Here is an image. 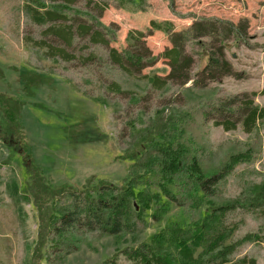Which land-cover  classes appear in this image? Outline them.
Listing matches in <instances>:
<instances>
[{
  "label": "rangeland",
  "instance_id": "rangeland-1",
  "mask_svg": "<svg viewBox=\"0 0 264 264\" xmlns=\"http://www.w3.org/2000/svg\"><path fill=\"white\" fill-rule=\"evenodd\" d=\"M40 1L48 9L64 2ZM136 2L121 7L110 0L101 13L87 8L84 0L69 3L68 9L97 17L107 29L109 43L96 45L75 35L67 47L49 31L61 24L44 23L37 18L30 0H0V264L33 262L39 217L29 189L32 166L48 182L65 189H83L88 180L90 186L104 181L121 188L131 177L132 162L122 157L129 148L130 133L133 128L150 126L157 110L165 108L161 110L165 116L172 110L176 114L191 113L200 107L208 110L241 93H255V104L264 107V0ZM65 15L72 14L66 11ZM198 19H219L236 26H243L247 20V45L235 46L233 39H229L225 53L238 78L224 77L206 87H192L189 82L181 87L169 83L161 90L151 88L150 80L144 76L165 78L170 72L168 61L160 56L171 44L161 31L143 38L145 58H158L138 75H128L109 61L110 49L129 50L132 43L128 33H145L152 21L170 22L178 32ZM73 23L76 27L83 22L74 20L68 24ZM205 42L207 46L210 41ZM60 50L68 59L58 55ZM185 51L194 59V78L205 58L199 59L201 50L197 44H188ZM19 70L45 77L46 84L27 89L20 81ZM112 85L120 92L114 91ZM8 110L14 112L20 132L10 124ZM83 117L89 119L88 126L99 132L100 140L70 144L63 127ZM258 135L262 139L260 153L252 161L235 166L225 177L218 185L216 202L235 201L249 186L264 183V121L258 125ZM253 138V133L247 135L240 127L225 132L207 120L200 144L212 152L217 167L227 147H243ZM195 139L199 142L196 136ZM13 184L17 186L16 192ZM176 212L173 209L159 223L149 220L151 224L135 236H79L74 240L76 251L66 257L64 264H131L123 250L149 243L151 236L164 228L167 218L174 217ZM225 223L236 227L230 240L235 246L232 260L247 257L256 264H264V217L260 210H231L225 215ZM254 233L259 234V240L243 241ZM48 245L51 243L38 250L42 257L36 264H48L47 257L52 260L50 264L55 263L58 254H44Z\"/></svg>",
  "mask_w": 264,
  "mask_h": 264
},
{
  "label": "trees",
  "instance_id": "trees-1",
  "mask_svg": "<svg viewBox=\"0 0 264 264\" xmlns=\"http://www.w3.org/2000/svg\"><path fill=\"white\" fill-rule=\"evenodd\" d=\"M30 1L33 5L31 10L35 9L37 18L44 23L61 24L57 29L50 26L49 31L67 47L75 35L92 44L108 45L107 29L97 21V17L68 9L69 3H74V0H63L51 9L45 8L40 0ZM84 1L87 8L98 13L108 8L110 2ZM113 1L121 7L137 4V0ZM66 11L72 15L66 16ZM74 20L83 23L76 27L74 23L73 26L68 24ZM244 21L243 26H236L219 19H198L178 32L174 31L170 22L152 21L146 34L128 33V41L132 43L129 50L118 52L110 49L108 58L124 73L138 75L158 58H145L141 48L143 38L153 31H161L166 33L171 44L160 56L168 61L170 72L165 78L144 76L150 80L151 88L161 90L169 83L181 87L189 82L192 87H206L224 77H239L225 53L229 39H233L235 46L247 45L248 22ZM206 39L210 41L207 46ZM188 44H197L201 50L199 59L205 58L203 67L194 78L191 75L194 59L185 51ZM58 55L68 59L61 50ZM19 76L27 89L46 84V78L35 73L20 71ZM112 87L120 92L117 86ZM254 96L255 93L236 94L208 110L200 107L186 114H176L172 110L165 116L161 111H164L163 108L156 111L155 121L150 126L135 129L131 124L133 131L129 137V148L122 156L132 162L129 170L131 177L121 188L104 181L90 186L91 180H88L83 189H65L48 182L32 166L29 169V189L37 207L39 227L31 264L41 259L38 250L46 247L48 242L51 245L44 254H58L54 264H64L66 257L76 251L75 238L86 234L135 236L151 224L149 220L159 223L173 209L177 210L175 216L167 218L164 228L152 235L149 243L123 250L131 264H256L254 259L247 257L232 260L235 246L230 240L236 227L226 226L225 215L231 210L246 208L260 210L264 217V183L249 186L235 201L225 204L216 202L218 185L225 177L235 166L252 161L261 151L258 125L264 121V107L255 104ZM6 115L15 131L20 132L14 112L8 110ZM207 120L225 132L240 127L247 135L253 133L254 138L243 147H227L215 167L212 152L200 144ZM73 123L63 127L70 144H89L100 140L99 132L88 126L89 119L83 117ZM13 189L16 192L15 184ZM261 230H264V224ZM259 237L258 233H254L243 241L259 240ZM262 237L264 239V234ZM45 260L48 264L52 262L48 257Z\"/></svg>",
  "mask_w": 264,
  "mask_h": 264
}]
</instances>
